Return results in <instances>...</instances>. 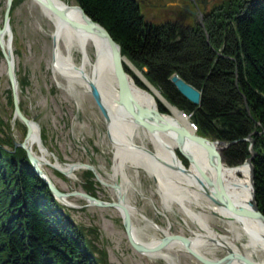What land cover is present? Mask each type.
Listing matches in <instances>:
<instances>
[{
  "label": "trees",
  "instance_id": "16d2710c",
  "mask_svg": "<svg viewBox=\"0 0 264 264\" xmlns=\"http://www.w3.org/2000/svg\"><path fill=\"white\" fill-rule=\"evenodd\" d=\"M77 2L170 103L190 113L197 132L229 142L222 149L228 164L250 156L253 142L255 196L264 213V0H230L204 28L145 24L137 0ZM173 74L200 90L199 103L178 91ZM64 207L0 121V264H107Z\"/></svg>",
  "mask_w": 264,
  "mask_h": 264
},
{
  "label": "rangeland",
  "instance_id": "374dc122",
  "mask_svg": "<svg viewBox=\"0 0 264 264\" xmlns=\"http://www.w3.org/2000/svg\"><path fill=\"white\" fill-rule=\"evenodd\" d=\"M63 1L80 5L77 0ZM137 1L145 24L171 22L189 27L195 24V20L198 19V15L180 14L177 3L186 0ZM228 1L230 0H209L206 10L200 4V11L206 16H210L214 12H219V9L224 7ZM6 2L7 0H0V29L3 25ZM13 4L12 11L9 13L11 33L8 31L7 43L4 41L3 43L7 51V47L11 50L12 44L13 65L18 79V97L22 104V111L39 125L40 132L42 128L45 129L44 145L49 150L51 159L55 156L64 162L93 163L100 178L112 183L113 144L107 133L105 118L89 92L79 85H75L74 89L69 92L65 78L55 75L52 71L53 22L34 0H14ZM86 52L90 60L94 61L96 53L91 42L87 44ZM72 54L74 62L80 64L82 52L77 46L73 47ZM124 59L123 65L128 66L133 76L141 79L144 76L141 70L128 59H126L127 61ZM0 66L3 68L0 75V118L4 122L10 123V129L7 132L14 141H18L24 137V128L13 121L11 87L5 71L6 60L2 55L1 48ZM87 68L90 70V66ZM145 85L147 90L158 94L157 90L149 87V84ZM159 98H155L158 105H162L169 112L171 105ZM178 110L182 116L190 119V126H195L189 112H183L179 108ZM246 139L251 140L250 137ZM134 140L138 145H144L151 150L154 148L149 137L144 134L141 128L140 136H134ZM228 144L229 142H225L224 147ZM249 150L251 153L250 146ZM245 160L229 165H240ZM222 164H227L225 158H222ZM44 168L62 191L84 190L82 183L85 176L82 174V170L75 171L76 179H72L64 174H61L63 176L60 177L58 171L49 165ZM125 172L129 177L128 183H123L127 188L126 199L136 208L132 214V223L142 240H150L152 237L160 238L163 235L161 230L164 229L169 233H179L187 237H193L195 232L200 231L195 222L187 217L176 203H171L169 209L165 207L156 181L144 169L126 165ZM93 189V194L100 199H116L114 190L109 186L99 183ZM67 199L76 205L68 210L72 221L85 229L98 250L103 248L105 251L103 257L107 264H170L162 258L144 255L128 243L121 215L117 209L88 205L84 198L74 194L67 196ZM208 204L210 202L202 196L200 204L191 202L189 206L194 211H199L217 233L231 236L232 232L228 224L221 217L215 215ZM141 214L146 218H143ZM238 241L245 242L246 237L240 236ZM201 252L207 257L219 258L226 253V250L221 246L209 245L201 247ZM172 256L175 259V264H203L184 250H172ZM263 257L264 252L261 249L252 253V258L257 262L262 261Z\"/></svg>",
  "mask_w": 264,
  "mask_h": 264
},
{
  "label": "bare ground",
  "instance_id": "6f19581e",
  "mask_svg": "<svg viewBox=\"0 0 264 264\" xmlns=\"http://www.w3.org/2000/svg\"><path fill=\"white\" fill-rule=\"evenodd\" d=\"M13 1L14 0H12V2ZM54 2L56 3V5L64 7L69 17L75 20L82 21L81 13L79 9L74 6V4L67 3L63 0H54ZM40 7L54 24V30L52 31L51 35L53 40L51 68L53 73L65 78V80L67 81V89L69 90V92L74 89L75 85L81 86L86 92H89L92 97V92L94 91V93L102 100V103L106 108L108 115V119L106 120L107 133L113 144V182L109 183L101 179L93 163L90 164L87 162H64L63 160L57 159L55 156H53V159H51L49 157L50 152L44 145V140L46 137L44 131L45 129L42 128L40 132L39 125L22 111V104L20 100L18 101V104L23 115L30 120V130H27L26 125L19 119L18 115L15 114L13 101H11V104L13 107V121L20 124L24 128V137L22 139L14 141L13 137L7 132L10 129V123L4 122L3 119L0 118L3 130L5 134L11 136L14 147H21L22 149H24L26 156L30 161L26 152L27 150H29V152L34 157L35 162L39 165V167L43 170L44 175L51 182L53 180L50 174L44 168L46 165H49L56 169L60 177L63 176L61 174H64L72 179H76L75 171L82 170V174L85 176L82 183V187L84 190L64 192L60 189L62 193H67V196L73 194L78 195L84 198L88 205L96 204L93 203L92 200H87L84 196L77 194L78 192L86 193L96 199L104 201L105 203L122 202L123 204H121L123 206L125 205L126 209L129 212L130 232L140 251L136 249L127 238L128 243L134 249L142 252L144 255L152 258H162L170 264H175V259L172 256V250H184L186 253L192 255L191 252L186 249L190 247L192 251L203 255L201 252V247L203 248L205 246L213 245L221 246L226 250V253L228 251H231L235 255V257L232 258L229 264H245L243 262L244 260H242L239 255H241L242 257H246L249 260L255 261V259L252 258V253L258 249H261L264 252V226L253 216L251 217L249 215V210L247 212L246 209H250L253 202L252 183L250 177L251 172L249 164L242 163L236 166L229 165L228 163L222 164L221 177L225 186L226 197L232 199L235 203H237V207L230 209L221 203H215L211 198L205 196L203 188H207L209 189V191L211 190L212 193L214 192V185L217 186L216 188L221 189V184L217 178L216 167L213 160L208 156L206 149L192 140L179 138L178 135L173 133V131L157 124L154 120H150L152 126L144 127L139 124L138 121H136L137 113L128 110L116 101V85L113 80V75L110 73V69L108 67L105 68L106 51L101 40L93 32L76 29L73 26L69 25L66 21L62 20L55 13H53L49 8L42 5ZM206 17V14H203L200 11L198 13L199 21L197 19L195 20V23H198L204 28ZM7 29L8 28H5L3 32L0 33L5 43H7ZM89 42H91L95 47L96 60L94 61L90 60L86 52V46ZM74 46H77L82 52V59L80 64H76L73 60L72 50ZM10 51L13 60L12 44ZM124 58V60L128 59L126 56H124ZM3 62L5 64L4 60ZM87 66H90V70H88ZM2 70L3 68L2 66H0V75ZM5 71H7L6 68ZM15 77L17 80L18 94V79L16 74ZM138 79L143 84H149V87L157 90L159 95L151 92L150 90H147L146 88L141 87L135 81V78L133 76L128 75L127 83L129 85L131 93L133 94L135 99L142 105H146L153 109L155 108L160 114L159 120L180 128H189L197 135L207 137L213 141H219L197 132V128H195L196 126H190V119L188 120L187 117L182 116L178 108L176 106H172L174 104L170 103L161 94V92L145 78V76H142L141 79ZM156 97H160L159 99L163 100V102H167L171 105L169 106V112L161 111L159 109L158 103L155 100ZM181 111L185 112V110L182 109ZM140 128L143 130L144 134L149 137L154 147L153 150L145 147L144 145H138L135 143L134 136H140ZM177 140L181 143H178ZM21 143H24V147L20 145ZM251 143L253 145V142ZM216 145L218 148L217 142ZM5 147L10 148L8 144H5ZM219 147H222L220 155L224 159L222 153V149L225 148L224 144L220 143ZM126 165H130L136 169H144L156 181L158 191L162 196L165 207L169 209L171 203H176L179 206L180 210L195 222L200 231L195 232V235L193 237H187L183 235L189 238L188 247L180 239H169L166 243L161 244V242L159 241L162 237H152L150 240H142L140 238L136 231V227L132 223V214L134 213V211H136V208L134 207V205L128 203L126 199L127 188L125 187L126 185L124 186L123 184L124 182L128 183L129 181V177L125 172ZM88 171L91 172V175L90 173H88ZM85 174L89 176H86ZM201 174H205L211 179V184H209L211 186L207 185L208 183H206V181L204 182ZM41 178L44 180L43 177ZM44 182L47 185L45 180ZM99 183L111 187L115 192L116 199L103 200L94 195L93 187H95V185ZM54 187L55 189L57 188V190L59 189L56 184ZM49 189L54 198H56L62 204H65L64 208L69 210L71 209V207H76L73 202L67 199V196L62 200L63 202H65L63 203L60 199H58V197L55 195V192L52 191L50 187ZM202 196L206 197V199L210 202L208 206L210 207L212 212L215 215L221 217L228 224L230 231L232 232L231 236L217 233L208 224L206 219L199 211L196 212L189 206L191 202L200 204ZM117 198L120 199L121 202L117 200ZM105 207H113L117 209L121 215L123 224L122 211L120 207L115 206L114 204L113 206L109 204ZM259 210L261 211L260 208ZM141 216L143 218H146L143 214H141ZM73 223L78 225L75 222ZM81 231L84 235L88 236L87 232H85V229L82 228ZM161 231L165 236H168V234H179L169 233V231L166 229ZM240 236H245L246 241L239 242L238 239L240 238ZM104 252L105 251L103 250V248L102 250L99 248V250L96 251V253L99 255H103ZM226 253L224 255H226ZM224 255L219 258H210L205 255L203 256L209 258L210 260H215L224 258ZM192 256L196 258L194 255ZM255 262L257 264H264V257L262 261Z\"/></svg>",
  "mask_w": 264,
  "mask_h": 264
},
{
  "label": "water",
  "instance_id": "95a60500",
  "mask_svg": "<svg viewBox=\"0 0 264 264\" xmlns=\"http://www.w3.org/2000/svg\"><path fill=\"white\" fill-rule=\"evenodd\" d=\"M36 3H38L40 6H44L49 8L53 13H55L59 18L62 20L66 21L69 25L73 26L76 29L80 30H86L93 32L103 43L106 51V61H105V68L108 67L110 69V73L113 75V80L116 85L115 91H116V101L123 107L127 108L130 111H133L137 113V120L139 124H141L144 127L152 126L150 120H154L157 124L164 126L166 129H169L173 131L176 135H178L179 138H183L185 140H192L195 143L201 145L206 149V152L210 159L213 160L214 165L216 167L217 171V178L218 181L220 182L221 189L216 188L217 186L214 185L213 193L211 190L207 188H203V192L205 193V196H208L209 198L212 199L215 203H221L225 205L226 207L233 209L237 207V203H235L232 199H229L226 197L225 194V186L222 181L221 177V169H222V157L220 155L221 148L219 147L220 143L225 144V142L221 141H213L207 137L197 135L193 131H191L189 128H184V127H177L174 125H170L169 123L162 122L159 120L160 114L158 111L154 108L144 106L141 103H139L133 94L130 91L129 85L127 83V76L129 75L123 65V55L121 53V46L120 44L113 39V37L110 35V33L107 31V29L99 24L98 22L94 21L80 5H74L76 8L79 9L81 13V19L82 21L75 20L67 14V11L64 7H60L56 5L54 0H34ZM12 0H7L6 2V8L3 16V25L2 28L0 29V33L3 32L5 28H8V31L10 32V24H9V19H10V8H11ZM206 38L208 40V35L206 34ZM0 48L2 51V54L4 56V59L6 60V69H7V77L10 82V87H11V95H12V101H13V107H14V112L15 114L18 115L19 119L26 125L27 130H30V120L29 118H26L18 104L19 97L17 94V80L15 77V71H14V66H13V60L10 52V48L7 47L8 51L5 49L3 39L0 35ZM96 55V54H95ZM96 60V56H95ZM107 65V66H106ZM171 80L173 81L174 85L176 88L181 92L183 95H185L188 99L193 101L194 103H199L200 101V91L192 86L190 83L186 82L182 77H180L177 74H173L171 76ZM93 97L94 100L100 109L102 115L104 116L105 120L108 119L107 111L105 106L102 103V100L97 96L94 91ZM178 141V140H177ZM216 142L218 143V148L216 145ZM178 143H181L178 141ZM18 145V143H17ZM21 146L24 147V143L20 144ZM251 148V156L248 157L244 163L249 164L250 166V172H251V183H252V193H253V202H252V207L246 208L247 212L249 210V215L254 217L257 221L263 224L264 226V214L259 210L256 199H255V189H254V172H253V163H252V158L255 155V152L252 150V143L250 144ZM27 155L30 159V162L33 166V170L40 175L41 177L44 178L46 181L47 185L52 189V191L55 192V195L60 199L61 201L64 199V197L67 196V193H62L60 189L57 190L55 189V184L53 181L51 182L45 175L43 170L39 167V165L35 162V159L33 155L29 152V150L26 151ZM76 164V163H75ZM202 179L204 182L208 183L207 185L211 184V179L206 176L205 174H201ZM215 184V183H213ZM54 185V186H53ZM211 186V185H209ZM77 194H80L84 196L87 200H92L93 203L99 206H107L113 204L115 206L120 207L122 211V218H123V225L126 231L127 238L129 241L133 244V246L139 250L138 245L135 243L133 240V237L130 232V217H129V212L126 209L125 205L123 206L122 202L120 199L117 198L121 203L117 202H110V203H105L104 201H101L99 199L94 198L93 196H90L86 193L83 192H78ZM214 197V198H213ZM92 204V203H91ZM164 235V234H163ZM169 239H180L182 240L186 246L188 247V242L189 238L180 235V234H168V236H162L160 238L161 244L166 243ZM160 245V243H159ZM158 245V247H159ZM189 252H191L192 255H194L200 262L203 264H229L230 261L232 260L235 255L231 252L228 251L226 255H224V258L220 259H215V260H210L209 258L192 251L190 247L186 248ZM140 251V250H139ZM237 256V255H236ZM239 257L244 260L243 262L245 264H257L253 260H249L246 257H242L239 255ZM255 262V263H254Z\"/></svg>",
  "mask_w": 264,
  "mask_h": 264
},
{
  "label": "flooded vegetation",
  "instance_id": "af4514ba",
  "mask_svg": "<svg viewBox=\"0 0 264 264\" xmlns=\"http://www.w3.org/2000/svg\"><path fill=\"white\" fill-rule=\"evenodd\" d=\"M207 2L209 0H186L184 2H178V9L180 14L198 15L200 12V4L206 10ZM205 13V12H204Z\"/></svg>",
  "mask_w": 264,
  "mask_h": 264
}]
</instances>
